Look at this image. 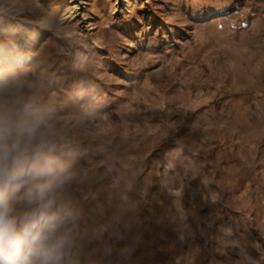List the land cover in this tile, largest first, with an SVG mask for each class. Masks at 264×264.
<instances>
[{"label":"rangeland","instance_id":"1","mask_svg":"<svg viewBox=\"0 0 264 264\" xmlns=\"http://www.w3.org/2000/svg\"><path fill=\"white\" fill-rule=\"evenodd\" d=\"M75 2L0 0V73L71 177L78 264H264V0Z\"/></svg>","mask_w":264,"mask_h":264},{"label":"clouds","instance_id":"2","mask_svg":"<svg viewBox=\"0 0 264 264\" xmlns=\"http://www.w3.org/2000/svg\"><path fill=\"white\" fill-rule=\"evenodd\" d=\"M23 87L0 73V264H78L71 177Z\"/></svg>","mask_w":264,"mask_h":264},{"label":"bare ground","instance_id":"3","mask_svg":"<svg viewBox=\"0 0 264 264\" xmlns=\"http://www.w3.org/2000/svg\"><path fill=\"white\" fill-rule=\"evenodd\" d=\"M75 1H76V2H75V6H76V5L78 6V2H77L78 0H75ZM75 6H74V7H75ZM77 6H76V7H77Z\"/></svg>","mask_w":264,"mask_h":264}]
</instances>
